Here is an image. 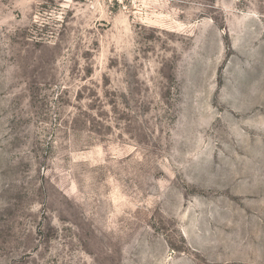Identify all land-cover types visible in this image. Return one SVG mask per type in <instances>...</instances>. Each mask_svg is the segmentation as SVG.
Returning <instances> with one entry per match:
<instances>
[{"label":"rangeland","instance_id":"374dc122","mask_svg":"<svg viewBox=\"0 0 264 264\" xmlns=\"http://www.w3.org/2000/svg\"><path fill=\"white\" fill-rule=\"evenodd\" d=\"M0 264H264V0H0Z\"/></svg>","mask_w":264,"mask_h":264}]
</instances>
